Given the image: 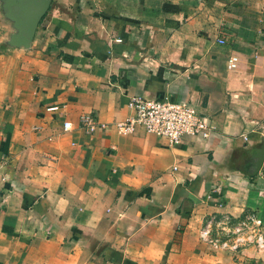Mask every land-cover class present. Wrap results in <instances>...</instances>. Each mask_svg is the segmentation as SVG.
Wrapping results in <instances>:
<instances>
[{"label": "crops", "instance_id": "obj_1", "mask_svg": "<svg viewBox=\"0 0 264 264\" xmlns=\"http://www.w3.org/2000/svg\"><path fill=\"white\" fill-rule=\"evenodd\" d=\"M13 32L0 2V264H264L198 238L247 212L264 233V157L243 168L264 145V0H50L27 47ZM131 96L211 131L120 135Z\"/></svg>", "mask_w": 264, "mask_h": 264}, {"label": "built area", "instance_id": "obj_2", "mask_svg": "<svg viewBox=\"0 0 264 264\" xmlns=\"http://www.w3.org/2000/svg\"><path fill=\"white\" fill-rule=\"evenodd\" d=\"M217 42L223 44L224 40L219 38ZM127 107L132 111L131 115L114 123V129L120 135L130 134L136 127H140L145 132L164 138L167 145L175 146L184 136L206 138L212 128L209 120L187 101H171L167 97L146 99L131 96L127 100ZM55 108L48 107L47 110ZM78 125L89 131L94 129V123L86 116L79 118ZM70 127V122H62L63 131ZM198 238L213 249L229 252L247 245L264 249V233L258 230L253 212L244 213L234 220L228 217L221 220L207 218L198 231Z\"/></svg>", "mask_w": 264, "mask_h": 264}, {"label": "water", "instance_id": "obj_3", "mask_svg": "<svg viewBox=\"0 0 264 264\" xmlns=\"http://www.w3.org/2000/svg\"><path fill=\"white\" fill-rule=\"evenodd\" d=\"M3 15L12 23L14 32L7 45L27 47L40 19L46 13L50 0H0ZM264 157V145L254 148L252 157L243 165L248 175L255 174Z\"/></svg>", "mask_w": 264, "mask_h": 264}]
</instances>
